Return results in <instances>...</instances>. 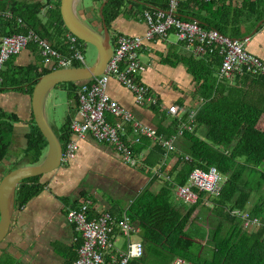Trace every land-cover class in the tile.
<instances>
[{"label":"trees","instance_id":"1","mask_svg":"<svg viewBox=\"0 0 264 264\" xmlns=\"http://www.w3.org/2000/svg\"><path fill=\"white\" fill-rule=\"evenodd\" d=\"M100 2V6L104 3L101 15L108 27L129 5L132 13L143 14L145 10L169 9V0ZM41 9L39 3L18 4L12 8L15 16L26 21V27L10 21L8 25L12 29L9 34L26 33L28 28H32L51 42L57 34L63 35L61 41L57 40L53 46L62 54L71 53L65 36L69 30L60 15V0L54 8L48 10L46 22L38 17ZM175 12L183 20H195L203 28H213L224 35L240 39L241 18L250 14L255 17V23L261 21L264 18V0H243L240 8L233 7L232 0H180ZM78 41L85 46L84 41ZM164 61L173 66L183 64L196 82L197 87L193 92V99L198 100L194 117L196 127L193 131H184L175 141L176 151L169 154L170 158L177 157L169 170L172 180L161 178L163 186L158 191L152 190V186L160 177L151 170L141 169L152 177L151 181L135 194L126 213L134 225L141 229L140 238L145 253L131 264H172L176 257H183L195 264H264V128L259 126L264 116V82L251 75L219 81L218 72L222 57L217 53L208 52L203 56H195L191 52L176 53L172 49ZM72 66L81 67L83 64L74 61ZM51 70L43 69L42 72L32 75L30 74L34 68L20 70L24 81L29 80V94L32 95L38 78ZM2 76L3 86L23 84L22 81H15L11 75L2 72ZM64 84L68 97L77 101L76 90L79 83ZM151 110L157 116L155 127L159 134L168 136L178 131L179 121L171 118L166 110L160 106H152ZM189 113L190 111H187L182 115L184 120L188 119ZM15 120L17 119L13 115L0 117V160L5 157L11 144V122ZM109 120L112 121L111 118ZM71 121L67 116L57 133L62 147L70 141ZM31 123L24 156L27 164H36L44 158L48 143L35 124L33 116ZM202 129L203 137L199 134ZM150 143L149 138L143 137L141 143L135 144L133 149L138 155L144 152V163L154 167L161 162L165 150L159 145L151 146ZM212 166L226 177L222 191L219 195H213V198L207 193L199 192V201L188 204L186 212L181 211L179 204H173V187L186 185L195 168L207 170ZM43 188L44 184L39 176L22 181L16 192L17 203L21 206L26 204ZM208 198L213 207L206 206L205 200ZM199 207L211 211L213 219L215 218L213 221H218L216 225L213 223L214 227L211 228L214 229L209 230L207 238L206 234L201 235L199 242H206V248L203 250L189 230L193 224H201L196 222V218L201 219L197 211ZM234 209L247 211L252 217L259 218L260 226L252 231L247 230L242 218L227 211ZM117 216L122 217L123 214L118 213ZM225 222L228 224L226 227ZM207 223L209 224V221ZM196 229L202 228L198 225ZM80 244L79 238L75 243L76 249Z\"/></svg>","mask_w":264,"mask_h":264},{"label":"built area","instance_id":"2","mask_svg":"<svg viewBox=\"0 0 264 264\" xmlns=\"http://www.w3.org/2000/svg\"><path fill=\"white\" fill-rule=\"evenodd\" d=\"M180 0H169V9L145 10L144 18L148 24L145 35L119 34L116 38L113 54L110 57L103 74L82 82L78 85L77 116L72 119L70 130L76 136L85 138L92 136L97 141L112 145L122 161L133 168H146L160 178H169L162 170L169 163V154L176 151L175 141L184 131H193L195 112L184 120L180 107L176 104L165 105L160 96L145 84L139 74L143 65L139 59L144 41L155 37L167 38L173 33L187 52L195 56L217 53L222 57L218 72V80H233L238 76L251 75L264 82V60L249 52L246 43L249 38L236 39L224 35L213 28H203L199 22L183 20L176 15ZM71 53L65 55L57 50L47 39L36 31L10 34L0 41V84L3 81L2 72L7 61L19 54L29 43H35L46 59L55 58L59 67H70L74 61L85 64L84 49L76 36L66 35ZM111 79L117 80L133 94L137 105L151 108L160 106L167 114L179 121L177 132L168 136L159 134L157 128L145 123L135 113L111 98L108 93ZM112 119V121L109 120ZM151 140V146L159 145L165 150L161 162L154 167L144 163L145 153L136 154L134 145L141 143L142 138ZM78 143L70 140L63 146L62 163L72 160L78 151ZM187 158H189L187 156ZM226 177L215 166L202 169L195 168L190 174L186 185H175L178 198L185 203L195 204L199 201V192L209 195H219ZM209 200L206 199V204ZM91 201L85 200L77 208H69L66 213L68 222L81 239L77 248V257L70 264H131L141 258L145 247L141 239L132 237L140 235L141 229L134 225L125 213L122 217L113 215L110 211H91ZM231 215L242 218L246 229L252 231L260 226L259 218L252 217L247 211L240 209L227 210ZM122 236L125 243L117 247L118 237ZM79 238L76 237V240ZM17 264V263H14ZM172 264H195L183 257H176Z\"/></svg>","mask_w":264,"mask_h":264},{"label":"crops","instance_id":"3","mask_svg":"<svg viewBox=\"0 0 264 264\" xmlns=\"http://www.w3.org/2000/svg\"><path fill=\"white\" fill-rule=\"evenodd\" d=\"M242 1L232 0L233 7L240 8ZM35 3H39L42 7L38 17L43 22H46L48 10L54 8L58 0H0V41L12 29L8 25L10 21L17 22L19 25L26 27V21L21 17L15 16L12 8H15L18 4ZM130 8L131 6L129 5L126 10L124 9L111 22L110 27H108L112 40H114V45L119 34L145 35L148 30V24L144 15L142 13H132L129 10ZM99 11L100 6L96 2L94 8L84 11L88 21H91L98 29L103 28V19L99 15ZM241 22L242 36L239 38L248 37L249 41L246 43L247 50L264 60V18L255 23V17L245 14L241 18ZM28 29L34 30L32 28ZM171 34L167 38L157 36L144 41V46L139 54V59L143 65L139 78L160 96L165 105L168 106L176 103L180 107L182 115L187 111H190L189 114H191L192 109L198 103V100L193 99V92L197 87L193 76L187 72L183 64L179 63L173 66L164 61L165 56L172 49L176 53L186 52L183 44L179 43L177 38L172 39L173 35ZM62 38L63 35L57 34L54 41L51 42L49 39L48 41L53 45L57 43V40L61 41ZM83 66L85 65L83 64ZM31 68H34V71L30 75L40 73L43 69L55 70L63 67L57 65L55 58L46 59L35 43H29L26 48L19 54L12 56L5 64L3 73L8 76L11 75L15 81H22L23 84L21 86L17 84L3 86L4 78L2 76L3 81L0 84V117L2 115H13L17 120L11 122L13 126L10 136L11 144L5 157L0 160V183L16 166L27 164L24 151L27 146V135L31 130V119L34 115L32 110V95L28 93L29 80L24 81L20 70H29ZM108 93L112 99L132 110L145 123L156 126L158 121L157 116L151 108L137 105L134 94L117 80H110ZM69 105V114L64 117L60 126L57 125L55 119L49 118L51 125L57 133L67 116L71 120L78 117L77 101L69 98ZM199 134L203 137L204 129L200 130ZM70 140L76 141L79 147L74 158L63 163L54 172L40 177L41 183L44 184L43 190L26 204L21 206L16 201L15 212L9 231L0 242V264H70L77 257L75 243L77 242L76 237L79 238V235L75 232L73 225L68 222L66 213L69 208H77L85 200L91 201L92 212L107 210L113 215L116 214L115 216L118 213H126L137 192H131L126 187L127 191H124L123 195H128L130 199L129 204L122 212L117 211L115 213L112 211L114 206L108 203L107 193L103 192L100 188H93L89 184L90 163L94 160V157L104 154L105 149L110 150L126 168L141 174V176L145 174L149 175L146 172H142V168H133L125 164L112 145L103 144L90 135L80 138L71 132ZM176 160L177 157H171L168 165H166L167 167L162 168L165 175L169 176V178L163 177V179L172 180L169 170ZM149 181L151 179L145 182L144 188ZM157 182L158 180L153 186ZM135 185L131 184L132 187ZM99 192L104 193L105 201L97 198L96 195ZM178 200L182 199L178 198ZM208 200V204H206L205 200L206 206L213 207L212 201L209 198ZM198 225L200 226V224Z\"/></svg>","mask_w":264,"mask_h":264},{"label":"water","instance_id":"4","mask_svg":"<svg viewBox=\"0 0 264 264\" xmlns=\"http://www.w3.org/2000/svg\"><path fill=\"white\" fill-rule=\"evenodd\" d=\"M79 0H61L60 11L66 28L78 39L96 47L98 55L90 66L63 67L41 76L34 86L32 110L35 124L42 132L48 146L44 158L36 164L16 166L0 183V242L9 231L15 212L16 192L22 181L32 177H42L62 166L63 147L47 112V100L55 87L62 83H82L104 73L113 54L112 35L103 18L104 3L99 15L103 19V28L98 29L81 18L78 11Z\"/></svg>","mask_w":264,"mask_h":264},{"label":"rangeland","instance_id":"5","mask_svg":"<svg viewBox=\"0 0 264 264\" xmlns=\"http://www.w3.org/2000/svg\"><path fill=\"white\" fill-rule=\"evenodd\" d=\"M97 5L100 6L101 2L100 0H79L78 2V11L79 15H81V18L85 20L86 22L91 23V21H88L86 18V15L84 14L85 10L87 11L88 9L94 8L95 2ZM101 7V6H100ZM98 18V15H97ZM91 25H93L91 23ZM94 26V25H93ZM100 28V27H99ZM102 30V27L100 28ZM171 38L175 39L177 38L174 34ZM112 43L114 44V40H112ZM97 49L95 46L92 44H86L84 46V58H85V64L87 66L93 65L97 59ZM196 104V103H194ZM69 97L67 93V88L64 83L59 84L55 87V89L51 92L48 100H47V112L48 116L50 119H55L56 123L58 126L62 124V121L64 117H66L67 114H69ZM197 108L194 107L191 112H196ZM260 127H264V118L261 120ZM201 135V134H200ZM104 154H101L100 156L94 157V160L90 163L89 170H90V176H89V184L93 188H100L107 193V199L108 203L113 205V212H122L129 204L130 199L128 198L127 194L123 195L124 191L126 190V187L131 191V192H138L141 191L144 188V185L146 184L145 182L148 181V179H151L149 175H144L141 176V174L134 172L133 170L126 168L123 166V164L119 161V159L112 154V152L108 149L104 150ZM162 179L158 180V182L152 187V190L158 191L161 186H163V181ZM135 185V186H131ZM99 192L97 193V198L103 199L104 198V193ZM262 192H264V185L262 188ZM175 193V191H174ZM176 194V193H175ZM173 195L172 200L173 204L177 206L179 204V209L183 212H186L189 205L186 203H183L182 200H178V197L176 195ZM210 197H214L213 195H210ZM209 207V206H208ZM199 216H201V219L196 218L197 223H201L200 227L202 229H196L198 224H193L191 227L190 233L192 234L193 238L195 240L201 241L202 239L201 235L209 233V230H212L214 228V225L218 223V221H213V216L211 214V211H206L205 208L199 207L197 209ZM199 220V221H198ZM204 221V222H203ZM209 221V224L207 223ZM220 221V220H219ZM214 223V225H213ZM228 225L225 222V227ZM244 227H246L245 223L243 224ZM204 228V229H203ZM225 229V228H224ZM225 231V230H224ZM133 240H139L140 235H135L132 237ZM118 241L116 242L117 247H122L125 243V239L122 236H119ZM201 246V250L205 246V241L204 242H199Z\"/></svg>","mask_w":264,"mask_h":264},{"label":"flooded vegetation","instance_id":"6","mask_svg":"<svg viewBox=\"0 0 264 264\" xmlns=\"http://www.w3.org/2000/svg\"><path fill=\"white\" fill-rule=\"evenodd\" d=\"M113 46H114V44H113Z\"/></svg>","mask_w":264,"mask_h":264}]
</instances>
